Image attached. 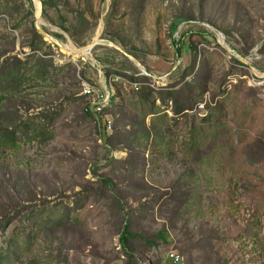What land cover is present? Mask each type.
I'll return each mask as SVG.
<instances>
[{"label": "rangeland", "instance_id": "1", "mask_svg": "<svg viewBox=\"0 0 264 264\" xmlns=\"http://www.w3.org/2000/svg\"><path fill=\"white\" fill-rule=\"evenodd\" d=\"M238 57L264 73V0H0V264H264Z\"/></svg>", "mask_w": 264, "mask_h": 264}, {"label": "built area", "instance_id": "2", "mask_svg": "<svg viewBox=\"0 0 264 264\" xmlns=\"http://www.w3.org/2000/svg\"><path fill=\"white\" fill-rule=\"evenodd\" d=\"M258 72V71H257ZM261 75H255L252 71L250 74V80H249V86L251 88H254L258 91L259 93V97L261 98V100L264 102V73L259 72ZM117 80V79H116ZM84 93L85 94H90L91 91L89 89V87H85L84 88ZM97 112L101 111V108L98 107L96 109ZM167 261L170 262V264H179L180 263V258L179 256L173 254V253H169L167 254L166 257ZM144 264H148V263H144Z\"/></svg>", "mask_w": 264, "mask_h": 264}, {"label": "trees", "instance_id": "3", "mask_svg": "<svg viewBox=\"0 0 264 264\" xmlns=\"http://www.w3.org/2000/svg\"><path fill=\"white\" fill-rule=\"evenodd\" d=\"M177 24H178V21H175L172 23L171 33L175 32ZM183 40H184V36H181L179 40L180 44H182ZM176 56L178 59L182 56L181 46L176 49ZM236 62L241 65L240 61L237 60ZM14 131H15L14 129L10 131L3 130L2 132H0V140L7 144H14L16 140L19 139L17 138L16 136L17 134Z\"/></svg>", "mask_w": 264, "mask_h": 264}, {"label": "water", "instance_id": "4", "mask_svg": "<svg viewBox=\"0 0 264 264\" xmlns=\"http://www.w3.org/2000/svg\"><path fill=\"white\" fill-rule=\"evenodd\" d=\"M84 51V50H82ZM239 58V57H238ZM243 65L249 66V68L251 69V71L255 74V75H261L259 72H257L256 70H254L248 63L247 61H245L243 58H239L238 59Z\"/></svg>", "mask_w": 264, "mask_h": 264}, {"label": "bare ground", "instance_id": "5", "mask_svg": "<svg viewBox=\"0 0 264 264\" xmlns=\"http://www.w3.org/2000/svg\"><path fill=\"white\" fill-rule=\"evenodd\" d=\"M88 50V49H87ZM87 50H84V51H87ZM73 52V51H72ZM83 52V51H82Z\"/></svg>", "mask_w": 264, "mask_h": 264}]
</instances>
